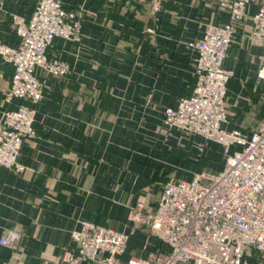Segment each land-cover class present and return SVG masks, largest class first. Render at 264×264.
I'll return each mask as SVG.
<instances>
[{
    "label": "crops",
    "instance_id": "obj_1",
    "mask_svg": "<svg viewBox=\"0 0 264 264\" xmlns=\"http://www.w3.org/2000/svg\"><path fill=\"white\" fill-rule=\"evenodd\" d=\"M62 1L82 10V39L52 41L48 55L70 63L71 78L37 72L43 95L35 134L19 156L25 169H0V237L7 230L22 235L18 249L0 244V264H87L64 261L82 221L128 235L117 264L163 250L145 228L128 221L129 205L141 200L153 207L170 178L188 180L202 170L191 158L199 137L166 127L162 118L164 108L176 106L194 87L196 53L186 42L200 39L209 24L229 21L218 1L159 0L158 11L152 0ZM34 2L2 3L0 42L16 44L11 15L28 18ZM257 7L248 4L223 61L233 72L227 127L245 134L264 121V40L251 36ZM12 72L0 60V113L17 104L3 102ZM209 149L203 167L217 170L221 147L212 142ZM242 264H264V251L245 254Z\"/></svg>",
    "mask_w": 264,
    "mask_h": 264
},
{
    "label": "built area",
    "instance_id": "obj_2",
    "mask_svg": "<svg viewBox=\"0 0 264 264\" xmlns=\"http://www.w3.org/2000/svg\"><path fill=\"white\" fill-rule=\"evenodd\" d=\"M6 0H0V7ZM229 21L209 24L200 39L186 42L196 55L192 91L176 106L163 110V124L186 136H197V151L214 142L221 147L223 165L217 170L194 172L188 179L170 178L153 207L141 200L129 205L128 221L143 227L164 249L146 257L131 256L124 264H242L245 254L264 251V121L251 134L228 129L227 82L232 76L223 61L248 4L258 7L251 16V36L264 40V0H217ZM152 10L160 9L152 0ZM82 10L62 0H35L31 15L12 14L15 45L0 42V60L12 66L3 102L14 108L0 113V169L22 172L23 144L35 134L36 107L43 82L37 72L69 79L72 66L49 56L55 38L78 43L82 39ZM152 31V30H149ZM264 80V67L260 72ZM74 251L64 261L117 264L127 248L128 235L91 221H82L71 233ZM22 235L7 230L0 244L18 249Z\"/></svg>",
    "mask_w": 264,
    "mask_h": 264
},
{
    "label": "rangeland",
    "instance_id": "obj_3",
    "mask_svg": "<svg viewBox=\"0 0 264 264\" xmlns=\"http://www.w3.org/2000/svg\"><path fill=\"white\" fill-rule=\"evenodd\" d=\"M213 150L215 151V149H211V151H213ZM209 156H210V149L207 151H203V152H199L196 149L194 151V154L191 156V158H193V164H195L196 168H200V169L202 168L203 169L204 168L203 164L206 162L207 159H209ZM217 156L219 157L218 159L221 160L219 162V166H220V164L223 163V157H222L221 152L219 153V151H218ZM204 169L209 170L207 168H204Z\"/></svg>",
    "mask_w": 264,
    "mask_h": 264
},
{
    "label": "trees",
    "instance_id": "obj_4",
    "mask_svg": "<svg viewBox=\"0 0 264 264\" xmlns=\"http://www.w3.org/2000/svg\"><path fill=\"white\" fill-rule=\"evenodd\" d=\"M56 77V76H55Z\"/></svg>",
    "mask_w": 264,
    "mask_h": 264
}]
</instances>
